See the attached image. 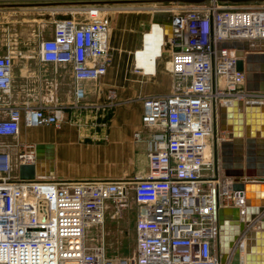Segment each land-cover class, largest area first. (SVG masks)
Returning a JSON list of instances; mask_svg holds the SVG:
<instances>
[{
    "label": "built area",
    "instance_id": "2783aa9c",
    "mask_svg": "<svg viewBox=\"0 0 264 264\" xmlns=\"http://www.w3.org/2000/svg\"><path fill=\"white\" fill-rule=\"evenodd\" d=\"M209 1L204 7L182 2L181 11L169 4L180 21L161 45L169 46L168 69L180 81L170 92L143 99L141 121L152 128L148 171L132 183L19 179L18 166L36 160L35 144L17 139L21 119L29 125H58L59 116L52 107L5 102L13 55L0 54V138L12 139H0V264H221L213 250L216 211L242 209L244 201L220 165L217 146L225 130L216 129V112L234 98L264 100V91L245 90L235 49L222 47L217 53L215 43L264 39V3L234 7ZM138 2L151 12L168 9V1ZM73 10L78 16L57 19L53 36L39 40L38 56L43 61L70 62L74 97L82 100L83 80L98 78L109 64L110 22L96 3L79 4ZM109 93L113 95V90ZM131 184L140 208L134 250L126 258H108L102 243L88 241L87 229L102 226L108 200L119 210L126 207Z\"/></svg>",
    "mask_w": 264,
    "mask_h": 264
},
{
    "label": "crops",
    "instance_id": "0c3cea01",
    "mask_svg": "<svg viewBox=\"0 0 264 264\" xmlns=\"http://www.w3.org/2000/svg\"><path fill=\"white\" fill-rule=\"evenodd\" d=\"M73 1L77 0H0V54L10 52L13 55L11 86L5 102L20 106L24 103L43 105L55 108L58 113V125H29L23 119L20 121L17 139L41 145L37 177L124 179L132 183L148 171L147 140L152 128L141 121L143 99L149 94L170 92L180 81L168 69L169 46L161 45L165 25L153 22L151 11L145 15L138 12L141 9L128 8L137 12L118 14L119 33L111 35V27L109 29L107 69L96 79L83 80L84 97L76 100L71 63L43 61L38 56V44L31 48L25 42L31 36H36L38 42L52 37L54 22L61 19L57 16L70 12L76 17L73 7L79 4L119 3L85 0L87 2L73 4ZM18 37L22 43L4 44L7 38ZM159 50L160 56H156ZM135 63L142 69H136ZM249 101L264 103V100ZM249 116L250 120L264 117V106L251 109ZM263 129L261 121L243 123L240 164L244 169L248 164L246 170L252 174L264 172ZM245 131L253 135L255 132L247 160L245 139L252 134L247 137ZM227 136L225 130L222 140ZM0 139L12 140L10 137ZM232 151L234 155L238 147ZM139 209L138 206L136 216Z\"/></svg>",
    "mask_w": 264,
    "mask_h": 264
},
{
    "label": "water",
    "instance_id": "95a60500",
    "mask_svg": "<svg viewBox=\"0 0 264 264\" xmlns=\"http://www.w3.org/2000/svg\"><path fill=\"white\" fill-rule=\"evenodd\" d=\"M104 1L105 0H96ZM111 2V0H106ZM179 1L186 3H200L206 0H156ZM232 2H245L253 0H220ZM264 1V0H259ZM75 3L80 1H73ZM54 4L56 2H45ZM57 17L70 18L71 13L59 14ZM153 21L162 22L170 29L179 23V16H174L170 10L158 9L151 14ZM167 34V33H166ZM168 35V34H167ZM219 53L222 47H232L237 54L236 69L244 73V88L247 91H264V39H222L216 43ZM264 106L263 102L243 101L234 98L217 108L216 129L227 130L228 138L220 141L217 152L224 176L233 179L232 189L243 198L244 206L222 207L216 211L218 236L215 247L221 264H264V172L252 174L240 164L242 152L240 138L243 136V123H264V117L250 120L249 111ZM244 108L246 113H244ZM263 115V114H262ZM245 139L246 155L248 159L249 148L253 143V132ZM257 134V131H256ZM260 134V132H259ZM264 137V129L261 131ZM40 144H36V160L32 164H21L17 168L19 179H34L37 173ZM238 147L233 155L232 149ZM51 176V173H47ZM254 226V228H252ZM243 253V254H242Z\"/></svg>",
    "mask_w": 264,
    "mask_h": 264
},
{
    "label": "rangeland",
    "instance_id": "374dc122",
    "mask_svg": "<svg viewBox=\"0 0 264 264\" xmlns=\"http://www.w3.org/2000/svg\"><path fill=\"white\" fill-rule=\"evenodd\" d=\"M84 3L87 2L85 0H77ZM138 1H156V0H111V2H119V3H111L112 5L99 4L101 6L100 15L106 17L110 22V34L119 33L120 25L118 20V14H130L137 11H129L128 8L133 9H141L138 12L149 15L150 9L148 7H143L141 2ZM105 2H107L105 0ZM219 4L222 5H230L234 7L244 6V5H258L260 3H264V1L253 0V1H245V2H232V1H220ZM168 4L166 7L173 8L169 4L176 5L175 8L181 11L179 5H182V2H165ZM187 5L188 3L185 2ZM190 4V3H189ZM200 7H204L210 4L209 0L194 3ZM188 6V5H187ZM190 6V5H189ZM125 9V10H124ZM78 16V14L76 13ZM150 28V27H149ZM149 30V29H148ZM146 30V31H148ZM145 31V30H144ZM25 42L29 47L34 48L38 44V39L35 36H31L30 39L26 38ZM15 43L20 44L22 40L18 37L7 38L4 40V44L6 45H15ZM140 48V47H139ZM132 184L130 185L128 194H127V205L122 209H117L115 203L111 200H108L106 203L104 221L101 227L91 225L87 229V239L89 242L93 243H102L104 246V252L106 257L108 258H126L132 255L135 245V236H134V225L136 219V212L138 210V205L135 203L133 199V190ZM102 234V236H101ZM216 244V243H215ZM213 250L217 252V246Z\"/></svg>",
    "mask_w": 264,
    "mask_h": 264
},
{
    "label": "bare ground",
    "instance_id": "6f19581e",
    "mask_svg": "<svg viewBox=\"0 0 264 264\" xmlns=\"http://www.w3.org/2000/svg\"><path fill=\"white\" fill-rule=\"evenodd\" d=\"M165 8V7H164ZM166 8H168V9H166V10H173V8H169V7H166ZM153 22H155V23H158V22H156V21H153ZM163 28V27H162ZM162 31H163V38H164V36H165V32L168 34V35H170L171 34V29H170V27L169 26H167L166 27V30H164V28L162 29ZM243 254V253H242Z\"/></svg>",
    "mask_w": 264,
    "mask_h": 264
}]
</instances>
